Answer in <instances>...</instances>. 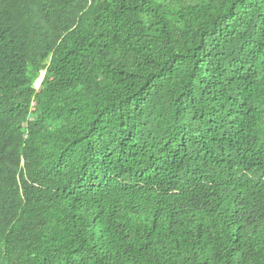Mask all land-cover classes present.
<instances>
[{"label":"trees","instance_id":"1","mask_svg":"<svg viewBox=\"0 0 264 264\" xmlns=\"http://www.w3.org/2000/svg\"><path fill=\"white\" fill-rule=\"evenodd\" d=\"M0 264H264V0H0Z\"/></svg>","mask_w":264,"mask_h":264},{"label":"clouds","instance_id":"2","mask_svg":"<svg viewBox=\"0 0 264 264\" xmlns=\"http://www.w3.org/2000/svg\"><path fill=\"white\" fill-rule=\"evenodd\" d=\"M40 80H41V77H39V78L37 79V81H36V86L39 84Z\"/></svg>","mask_w":264,"mask_h":264}]
</instances>
